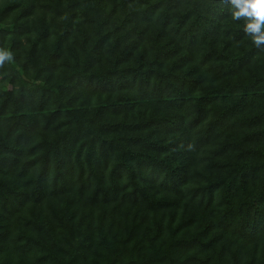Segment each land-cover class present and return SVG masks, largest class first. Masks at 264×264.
Segmentation results:
<instances>
[{"label": "trees", "instance_id": "16d2710c", "mask_svg": "<svg viewBox=\"0 0 264 264\" xmlns=\"http://www.w3.org/2000/svg\"><path fill=\"white\" fill-rule=\"evenodd\" d=\"M244 23L221 0H9L0 264H264Z\"/></svg>", "mask_w": 264, "mask_h": 264}, {"label": "clouds", "instance_id": "9594fccd", "mask_svg": "<svg viewBox=\"0 0 264 264\" xmlns=\"http://www.w3.org/2000/svg\"><path fill=\"white\" fill-rule=\"evenodd\" d=\"M228 6L234 21H245L243 31L249 36L256 49L264 51V0H221ZM14 55L6 48H0V67L12 63Z\"/></svg>", "mask_w": 264, "mask_h": 264}, {"label": "rangeland", "instance_id": "374dc122", "mask_svg": "<svg viewBox=\"0 0 264 264\" xmlns=\"http://www.w3.org/2000/svg\"><path fill=\"white\" fill-rule=\"evenodd\" d=\"M9 0H0V11L2 10V8L4 7V5L8 2ZM35 33H34V31L33 30H31L30 32H29V36L31 37L30 39H34L35 37L33 36ZM0 36H2V35H0ZM22 41H23V43L25 44V45H27L26 47L27 48H29L30 47V45L28 44V43H26V39L25 38H22ZM1 43H3V39H2V37H0V44ZM27 66L28 67H33V65H32V63L29 61V62H27ZM1 73V72H0ZM1 75V74H0Z\"/></svg>", "mask_w": 264, "mask_h": 264}]
</instances>
